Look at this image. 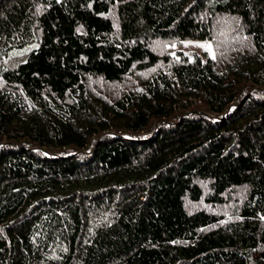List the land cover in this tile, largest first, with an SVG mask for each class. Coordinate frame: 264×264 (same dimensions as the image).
<instances>
[{"label":"trees","instance_id":"16d2710c","mask_svg":"<svg viewBox=\"0 0 264 264\" xmlns=\"http://www.w3.org/2000/svg\"><path fill=\"white\" fill-rule=\"evenodd\" d=\"M0 264H264V0H0Z\"/></svg>","mask_w":264,"mask_h":264},{"label":"rangeland","instance_id":"374dc122","mask_svg":"<svg viewBox=\"0 0 264 264\" xmlns=\"http://www.w3.org/2000/svg\"><path fill=\"white\" fill-rule=\"evenodd\" d=\"M165 46L168 48L170 54H174L177 51H182L188 56H192V54H195V53L199 54L203 58L205 56H210V57L214 56L213 46L210 40H195L192 38H184V39L177 40L169 44H166ZM23 47L18 49L19 52H23L24 50ZM28 49L29 47H25V50H28Z\"/></svg>","mask_w":264,"mask_h":264}]
</instances>
